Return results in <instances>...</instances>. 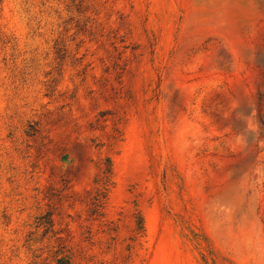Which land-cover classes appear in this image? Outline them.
Listing matches in <instances>:
<instances>
[{
    "label": "rangeland",
    "instance_id": "obj_1",
    "mask_svg": "<svg viewBox=\"0 0 264 264\" xmlns=\"http://www.w3.org/2000/svg\"><path fill=\"white\" fill-rule=\"evenodd\" d=\"M0 264H264V0H0Z\"/></svg>",
    "mask_w": 264,
    "mask_h": 264
}]
</instances>
